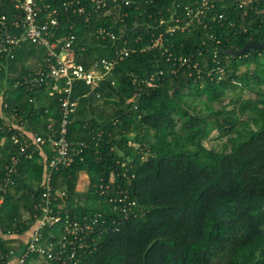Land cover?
<instances>
[{
    "label": "trees",
    "instance_id": "trees-1",
    "mask_svg": "<svg viewBox=\"0 0 264 264\" xmlns=\"http://www.w3.org/2000/svg\"><path fill=\"white\" fill-rule=\"evenodd\" d=\"M79 1L91 11L89 19L60 7L55 31L58 46L74 35L76 63L89 68L118 47L135 48L94 92L79 81L71 87L78 104L68 117L66 139L72 152H81L53 172L52 184L67 193L61 216L100 217L102 232L93 235L83 264H264V50L226 53L250 40L264 42V0L241 8L236 0H214L205 23L164 34L162 47L155 49L146 47L163 32L159 20L166 8L193 0H131L123 22L116 9L105 15L90 0ZM99 27L115 38L96 36ZM43 56V49L23 42L0 67V137L6 136L0 146L1 264L11 250L23 253L22 236L39 204L44 158L53 153L46 143L31 159L20 158L12 183H6L10 131L2 125V112L26 117L34 134H43L49 122L54 130L60 123L59 95L49 96L45 85L27 92L19 82ZM172 57L198 61L201 77ZM217 64L224 76L210 79L206 72ZM160 70L154 81L133 82ZM237 87L255 96L243 99ZM213 130L224 139L219 148L204 144ZM82 171L88 182L79 191ZM119 193L127 196L124 211L111 200ZM42 235L44 243L57 245L60 224L45 227Z\"/></svg>",
    "mask_w": 264,
    "mask_h": 264
},
{
    "label": "built area",
    "instance_id": "built-area-1",
    "mask_svg": "<svg viewBox=\"0 0 264 264\" xmlns=\"http://www.w3.org/2000/svg\"><path fill=\"white\" fill-rule=\"evenodd\" d=\"M93 3L94 11L104 8V14L109 15L111 9H116L120 15V22L128 16L125 10L131 0H90ZM253 0H236V6L246 7ZM55 0H0V67L2 62L15 57V51L23 43L28 42L36 48L44 50L43 58L36 65L34 72L26 74L19 81L25 91H38L43 85L47 86V94L53 96L58 94V109L60 112V123L57 129L49 122L43 134H34L27 129V119L16 111L12 113L2 112L3 126L10 131L9 136V162L5 165L6 183H12L11 174L16 171V165L20 158L31 159L35 152H42V147L47 143L52 150L50 157H46L42 178L39 184V204L35 207L34 223L25 234L23 253L15 254L9 252L8 260L4 264H83L80 259L86 250L93 248L95 240L93 235L102 232L99 218L83 215L81 219H72L65 212L64 217L60 215V205L67 198L65 190L53 186V172L62 167H68L76 153L72 152L69 142L66 139L68 117L76 108L78 101L71 96L73 82H83L89 87V92L96 88L112 73L119 61L135 51L133 47H118L109 58H102L91 64L89 68L74 60L72 44L74 35L69 33L58 46L55 39V31L60 22L58 19L59 8L72 15L85 16L89 19L90 12L79 0H64L59 5L54 4ZM214 7V0H193L186 3L175 2L169 5L165 12L166 17H161L159 26H165L163 32L151 39L146 49L161 48L164 34L189 31L195 23H205L208 10ZM151 17V15L149 16ZM218 19L223 14H218ZM213 19H215L213 17ZM149 25L146 24L145 27ZM96 36L114 39L115 35L105 27L95 30ZM139 36L136 37V41ZM163 53L167 49H163ZM216 54V52H215ZM214 59L216 55H214ZM171 54L168 53V59ZM191 57H172L173 62L179 65H187L196 69L198 78L201 77L199 62H192ZM214 72V75L213 73ZM224 67L217 64L207 70L206 76L212 79L216 77L221 80L224 76ZM162 71L151 74L149 79L133 77L136 84L154 81ZM96 97L99 94L96 93ZM34 98L29 97L32 102ZM0 98V104H1ZM2 108H7L4 102ZM6 143V136L0 137V146ZM83 145V144H81ZM81 150H78V154ZM76 154V155H78ZM44 157V153H42ZM109 181H112V176ZM102 187V186H100ZM4 191V188H2ZM103 194V193H101ZM113 198V197H111ZM116 199H111L117 204L114 208L124 211L126 207V194L119 193ZM2 199L0 198V204ZM97 215H100L97 213ZM104 222V220H103ZM60 224L61 235L57 245L52 242L44 243L43 229L47 226ZM77 249H82L77 252ZM35 259H29V256ZM1 264V263H0ZM3 264V263H2Z\"/></svg>",
    "mask_w": 264,
    "mask_h": 264
},
{
    "label": "rangeland",
    "instance_id": "rangeland-1",
    "mask_svg": "<svg viewBox=\"0 0 264 264\" xmlns=\"http://www.w3.org/2000/svg\"><path fill=\"white\" fill-rule=\"evenodd\" d=\"M260 59H261V61H264V55H263V54H262V56H261ZM33 61H34V60L29 59L28 62H33ZM254 67H255V65H254V64H251V65L249 66V69H250V70H253ZM244 69H245V67L242 66V67H241V70H244ZM235 90H236L237 92H240V93H241V96H242L243 99L248 98V97H252V98H253V97L255 96L254 93H252V92H247V91H245V90H243L242 92L239 91V88H238V87H237ZM228 100H229V97H226L225 100H224V103H227ZM223 140H224V139H223ZM223 140H218V139L216 138V131L213 130V131L210 133L209 137H208L207 139H205L204 144H205L206 146H208V147L219 148V147H220V144H221V141H223Z\"/></svg>",
    "mask_w": 264,
    "mask_h": 264
},
{
    "label": "water",
    "instance_id": "water-1",
    "mask_svg": "<svg viewBox=\"0 0 264 264\" xmlns=\"http://www.w3.org/2000/svg\"><path fill=\"white\" fill-rule=\"evenodd\" d=\"M258 49L264 50V42L257 43L254 40H250L241 49L239 50L229 49L226 51V53L229 55L240 56L246 53L248 50H258Z\"/></svg>",
    "mask_w": 264,
    "mask_h": 264
},
{
    "label": "crops",
    "instance_id": "crops-1",
    "mask_svg": "<svg viewBox=\"0 0 264 264\" xmlns=\"http://www.w3.org/2000/svg\"><path fill=\"white\" fill-rule=\"evenodd\" d=\"M87 182H88V175L85 172L82 171L80 173V177L78 179L76 189L79 190V191H84L86 189V187H87ZM22 237L25 238L24 235Z\"/></svg>",
    "mask_w": 264,
    "mask_h": 264
}]
</instances>
